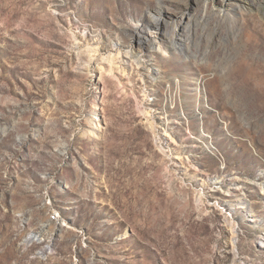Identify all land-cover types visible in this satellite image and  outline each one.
Wrapping results in <instances>:
<instances>
[{"label": "rangeland", "instance_id": "374dc122", "mask_svg": "<svg viewBox=\"0 0 264 264\" xmlns=\"http://www.w3.org/2000/svg\"><path fill=\"white\" fill-rule=\"evenodd\" d=\"M0 264H264V0H0Z\"/></svg>", "mask_w": 264, "mask_h": 264}, {"label": "bare ground", "instance_id": "6f19581e", "mask_svg": "<svg viewBox=\"0 0 264 264\" xmlns=\"http://www.w3.org/2000/svg\"><path fill=\"white\" fill-rule=\"evenodd\" d=\"M157 30H158V28H157ZM159 30H160V29H159ZM139 36H140V35H139ZM141 36H142V35H141ZM142 37H143V36H142ZM145 37L148 38V34H146ZM146 38H145V39H146ZM129 56H130V54L128 53V55H126V57H125V59H124L126 63H128V62H127L128 59H131V58H132V57L130 58ZM126 59H127V60H126ZM212 182H213V181H212ZM241 204H242V205H240V206L238 207L239 209L244 210V211H249V209L247 208V206H244V203H241ZM248 207H249V206H248ZM232 211H233V210H232Z\"/></svg>", "mask_w": 264, "mask_h": 264}]
</instances>
